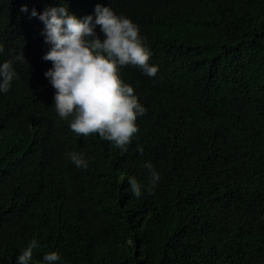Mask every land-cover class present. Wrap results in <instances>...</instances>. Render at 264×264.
Listing matches in <instances>:
<instances>
[{"label":"trees","instance_id":"obj_1","mask_svg":"<svg viewBox=\"0 0 264 264\" xmlns=\"http://www.w3.org/2000/svg\"><path fill=\"white\" fill-rule=\"evenodd\" d=\"M98 4L139 26L159 69L120 70L146 110L123 154L72 132L44 75L39 15L94 21ZM0 44L17 73L0 91V264L33 238L30 264H264V0H0Z\"/></svg>","mask_w":264,"mask_h":264},{"label":"clouds","instance_id":"obj_2","mask_svg":"<svg viewBox=\"0 0 264 264\" xmlns=\"http://www.w3.org/2000/svg\"><path fill=\"white\" fill-rule=\"evenodd\" d=\"M21 11H27L22 8ZM37 16L35 10L31 13ZM45 25L46 43L51 45L43 59L52 67L44 75L55 89L54 106L59 118L70 120V129L79 136L98 134L102 140L114 143L127 151L133 136L139 131L138 116L145 113L134 88L120 75L122 67H139L149 77H155L158 66L150 65L151 52L139 34V26L129 18L118 16L110 7L95 8V20L89 15L83 19L70 15L66 7L50 8L39 15ZM100 26L104 39L96 31ZM0 44V53L3 52ZM25 61L23 52L16 57ZM17 77L12 61L0 64V91H9ZM141 154L143 148H138ZM70 160L77 167L87 169L83 154L72 152ZM152 177V187L160 180L151 162H146ZM132 193L141 196V184L135 176L128 178ZM40 245L33 238L17 258V264H30L33 250ZM58 252L43 256L44 264L60 260Z\"/></svg>","mask_w":264,"mask_h":264}]
</instances>
